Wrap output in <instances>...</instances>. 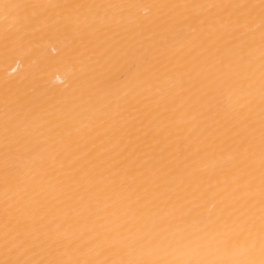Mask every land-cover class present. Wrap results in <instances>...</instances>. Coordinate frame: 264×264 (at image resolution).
<instances>
[{
    "label": "bare ground",
    "instance_id": "1",
    "mask_svg": "<svg viewBox=\"0 0 264 264\" xmlns=\"http://www.w3.org/2000/svg\"><path fill=\"white\" fill-rule=\"evenodd\" d=\"M0 264H264V0H0Z\"/></svg>",
    "mask_w": 264,
    "mask_h": 264
}]
</instances>
